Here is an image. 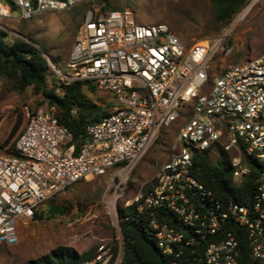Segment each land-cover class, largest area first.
Wrapping results in <instances>:
<instances>
[{
    "label": "built area",
    "instance_id": "2783aa9c",
    "mask_svg": "<svg viewBox=\"0 0 264 264\" xmlns=\"http://www.w3.org/2000/svg\"><path fill=\"white\" fill-rule=\"evenodd\" d=\"M12 1L22 19L90 5L67 69L49 61L61 79L56 93L81 81L113 103L87 126L77 151L56 104L23 105L12 140L14 122L0 125V244H17L41 203L81 180L116 171L121 184L161 131L184 115L170 158L132 200L136 215L149 217L147 231L167 264H264V167L249 205L222 200L193 169L195 153L216 151L229 158L241 185L251 160L264 162V56L225 66L234 50L228 37L187 45L165 22H141L130 8L104 11L94 0ZM7 18L11 11L0 0V28L9 30ZM117 192L104 201L115 221ZM121 250L101 243L90 263L121 264L124 238Z\"/></svg>",
    "mask_w": 264,
    "mask_h": 264
},
{
    "label": "rangeland",
    "instance_id": "374dc122",
    "mask_svg": "<svg viewBox=\"0 0 264 264\" xmlns=\"http://www.w3.org/2000/svg\"><path fill=\"white\" fill-rule=\"evenodd\" d=\"M108 2L119 9H132L141 22L167 23L187 45L199 40L215 41L222 36L228 37L234 44V50L225 59V66L264 56V0H249L228 25L216 20L212 0ZM93 4L104 5L98 2ZM89 6L84 3L64 11H47L31 19L20 18L18 11L11 12V18L4 19L2 23L11 35L31 36L39 48L45 50L49 61L58 68L67 69L77 29ZM220 70L221 67L217 65L213 73ZM60 81V76L50 69L48 89L59 85ZM86 91L105 110H111L113 97L109 93L97 89ZM44 101V95L36 93L32 86L23 91H10L0 78V125L7 127L14 122L7 141L15 136L13 129L20 117L21 107L25 104L35 107ZM183 121L184 115L161 131L157 141L121 184L116 171H110L102 176L81 180L72 188L58 193L55 202L66 207V213L55 218L35 219L21 228V238L17 244H0V264H26L31 259L43 260L60 246L83 252L93 245L107 243L122 248L123 254L120 211L131 205L134 196L141 189L151 186L156 179L162 164L171 156L176 133ZM218 157V152L210 153L212 161ZM116 187L117 194L120 193L116 201L117 221L107 215L104 207V201L113 196ZM49 205V200L44 201L40 210L47 212Z\"/></svg>",
    "mask_w": 264,
    "mask_h": 264
},
{
    "label": "trees",
    "instance_id": "16d2710c",
    "mask_svg": "<svg viewBox=\"0 0 264 264\" xmlns=\"http://www.w3.org/2000/svg\"><path fill=\"white\" fill-rule=\"evenodd\" d=\"M248 1L212 0L216 20L222 25H228ZM3 2L11 12H17L12 0ZM94 2L104 3L100 5L104 11L119 9L110 6L108 0ZM30 39L34 40L31 36L25 38L11 35L9 30L0 28V78L10 91H23L32 86L36 93L44 95L43 103L56 104L61 111V122L73 133V144L77 151L85 140L87 126L99 122L103 116L110 113V109L105 110L88 95L86 89L92 91L96 88L85 82H73L65 88L63 94L56 93V89L62 84L48 89L47 79L51 69L49 60L39 47L29 41ZM20 121L21 118L15 125L13 134L19 128ZM250 166L252 174L241 185L233 182L229 158L212 161L208 151L197 152L194 155L193 169L197 178L222 200L235 199L240 204L249 205L255 190L254 177L264 167V162L253 159ZM149 188L150 186L146 190ZM55 196L48 199L50 205L47 212H42L40 207L36 210L35 219L55 218L66 213L67 208L56 203ZM119 219L124 238L121 264H167L169 258L159 250L152 235L147 231L149 217L145 214L136 215V207L131 205L121 209ZM96 251L95 245L83 252L73 247L60 246L43 260L31 259L26 264H91L90 261L96 256Z\"/></svg>",
    "mask_w": 264,
    "mask_h": 264
},
{
    "label": "water",
    "instance_id": "95a60500",
    "mask_svg": "<svg viewBox=\"0 0 264 264\" xmlns=\"http://www.w3.org/2000/svg\"><path fill=\"white\" fill-rule=\"evenodd\" d=\"M32 44H34V45H36L37 47H39L38 46V44L35 42V41H33V40H29ZM43 52H44V55H46V52H45V50H43L42 48H40Z\"/></svg>",
    "mask_w": 264,
    "mask_h": 264
}]
</instances>
